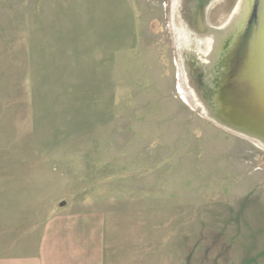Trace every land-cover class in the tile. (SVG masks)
Listing matches in <instances>:
<instances>
[{
  "label": "rangeland",
  "instance_id": "obj_1",
  "mask_svg": "<svg viewBox=\"0 0 264 264\" xmlns=\"http://www.w3.org/2000/svg\"><path fill=\"white\" fill-rule=\"evenodd\" d=\"M256 3L0 0V264H264Z\"/></svg>",
  "mask_w": 264,
  "mask_h": 264
},
{
  "label": "water",
  "instance_id": "obj_2",
  "mask_svg": "<svg viewBox=\"0 0 264 264\" xmlns=\"http://www.w3.org/2000/svg\"><path fill=\"white\" fill-rule=\"evenodd\" d=\"M241 64L234 77L247 82L248 94L240 111L264 125V0H257L254 20Z\"/></svg>",
  "mask_w": 264,
  "mask_h": 264
}]
</instances>
